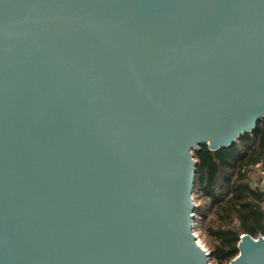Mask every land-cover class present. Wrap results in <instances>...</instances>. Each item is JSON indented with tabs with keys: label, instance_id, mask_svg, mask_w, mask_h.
<instances>
[{
	"label": "water",
	"instance_id": "1",
	"mask_svg": "<svg viewBox=\"0 0 264 264\" xmlns=\"http://www.w3.org/2000/svg\"><path fill=\"white\" fill-rule=\"evenodd\" d=\"M263 120L264 0H0V264H211L195 152Z\"/></svg>",
	"mask_w": 264,
	"mask_h": 264
},
{
	"label": "trees",
	"instance_id": "2",
	"mask_svg": "<svg viewBox=\"0 0 264 264\" xmlns=\"http://www.w3.org/2000/svg\"><path fill=\"white\" fill-rule=\"evenodd\" d=\"M195 158V231L211 264H230L242 236H264V120L228 149L203 145Z\"/></svg>",
	"mask_w": 264,
	"mask_h": 264
},
{
	"label": "rangeland",
	"instance_id": "3",
	"mask_svg": "<svg viewBox=\"0 0 264 264\" xmlns=\"http://www.w3.org/2000/svg\"><path fill=\"white\" fill-rule=\"evenodd\" d=\"M196 235L199 236L200 243L205 247L202 237L199 235V232H196ZM206 248V247H205ZM207 249V248H206Z\"/></svg>",
	"mask_w": 264,
	"mask_h": 264
}]
</instances>
